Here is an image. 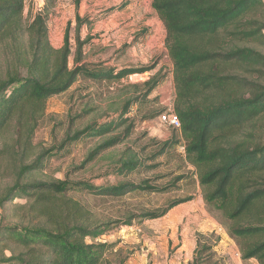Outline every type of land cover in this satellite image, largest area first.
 Masks as SVG:
<instances>
[{"label": "trees", "instance_id": "16d2710c", "mask_svg": "<svg viewBox=\"0 0 264 264\" xmlns=\"http://www.w3.org/2000/svg\"><path fill=\"white\" fill-rule=\"evenodd\" d=\"M152 7L166 27L176 88L174 109L187 156L201 169L200 183L208 188L205 199L232 222L229 233L240 245L242 258L264 264V53L259 49L264 46V0H152ZM24 8L25 0H0V56L5 60L0 72V140L14 134L22 157L29 160L50 98L67 91L81 75L116 81L146 75L157 62L122 68L85 62L96 39L93 35L84 38L82 33L94 21L78 16L75 66L71 68L69 28L63 46L56 47L49 38L47 15L35 14L28 23ZM147 33L144 29L132 42L140 43ZM158 85L153 78L132 84L138 96L118 107L112 104L107 121L69 134L60 146L20 166L14 183L0 194V264H115L106 258L113 244L88 241L104 234L110 223L99 220L89 205L67 193L119 197L142 190L165 193L173 184L160 187L141 181L94 186L67 179L29 180V176L90 137L104 138L85 163L125 142L135 126L130 115L133 106L145 102ZM173 143H164L152 157L129 151L118 157L111 174L127 177L140 171L148 159L163 154ZM190 200H174L165 210L143 212L139 218H160ZM133 220L129 216L124 224L131 225ZM210 249L199 239L195 252L202 255Z\"/></svg>", "mask_w": 264, "mask_h": 264}, {"label": "rangeland", "instance_id": "374dc122", "mask_svg": "<svg viewBox=\"0 0 264 264\" xmlns=\"http://www.w3.org/2000/svg\"><path fill=\"white\" fill-rule=\"evenodd\" d=\"M119 6L123 8L118 9ZM41 12L47 15L49 38L54 46H63L69 28L71 68L75 66L78 16H89L94 21L82 33L84 38L93 35L96 39L86 52L85 62L103 63L108 68L157 64L146 75L133 74L116 81H96L79 76L67 91L48 100L32 141V158L60 146L69 134L87 125L107 121L112 104L118 107L128 98L138 96L132 90V84L153 78L159 85L145 102L133 106L130 115L135 126L125 142L85 163L90 151L104 138L90 137L73 144L63 155L48 160L42 169L31 173L29 180L67 179L86 181L94 186L141 181L160 187L173 184L165 193L142 190L119 197H98L72 191L67 194L89 205L99 220L110 223L104 234L96 239L88 238V241L113 244L106 258L115 264H241V261L248 264L242 258L237 240L229 233L232 222L205 199L208 188L200 183L201 169L187 156L181 129L160 120L162 113L176 112V88L173 62L166 47V27L152 7V0H80L79 4L76 0H25L26 22H31L35 14ZM144 29L148 35L134 44L133 38ZM259 49L264 53V46ZM4 66L5 60L0 56V72L4 71ZM170 141L176 143L163 154L148 159L140 171L127 177L111 174L112 165L125 153L133 151L143 158L152 157ZM16 142L11 133L0 140V194L14 183L20 166L32 160L22 157V149ZM8 146H13L14 150ZM185 198L191 200L177 204L160 218H139L143 212H161L174 200ZM17 201L24 202L25 199ZM5 214H10V208ZM129 216H133V223L125 225ZM199 239L211 246L202 255L195 252ZM197 258H201L199 263L195 262Z\"/></svg>", "mask_w": 264, "mask_h": 264}, {"label": "built area", "instance_id": "2783aa9c", "mask_svg": "<svg viewBox=\"0 0 264 264\" xmlns=\"http://www.w3.org/2000/svg\"><path fill=\"white\" fill-rule=\"evenodd\" d=\"M160 120L165 125H170L173 128L180 129L181 121L176 112L168 111L160 115Z\"/></svg>", "mask_w": 264, "mask_h": 264}, {"label": "crops", "instance_id": "0c3cea01", "mask_svg": "<svg viewBox=\"0 0 264 264\" xmlns=\"http://www.w3.org/2000/svg\"><path fill=\"white\" fill-rule=\"evenodd\" d=\"M246 261V263H251V264H259L258 262H257V260L256 259H249V260H245ZM241 264H243L242 263V261H241Z\"/></svg>", "mask_w": 264, "mask_h": 264}]
</instances>
